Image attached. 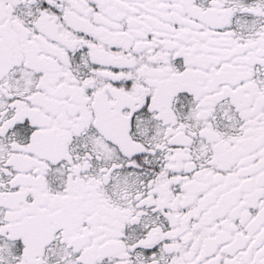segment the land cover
I'll list each match as a JSON object with an SVG mask.
<instances>
[{
	"label": "snow or ice",
	"instance_id": "6c2138e0",
	"mask_svg": "<svg viewBox=\"0 0 264 264\" xmlns=\"http://www.w3.org/2000/svg\"><path fill=\"white\" fill-rule=\"evenodd\" d=\"M0 264H264V0H0Z\"/></svg>",
	"mask_w": 264,
	"mask_h": 264
}]
</instances>
